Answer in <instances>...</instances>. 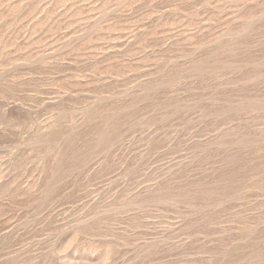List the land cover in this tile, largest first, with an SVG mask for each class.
<instances>
[{
  "label": "rangeland",
  "instance_id": "374dc122",
  "mask_svg": "<svg viewBox=\"0 0 264 264\" xmlns=\"http://www.w3.org/2000/svg\"><path fill=\"white\" fill-rule=\"evenodd\" d=\"M0 264H264V0H0Z\"/></svg>",
  "mask_w": 264,
  "mask_h": 264
}]
</instances>
